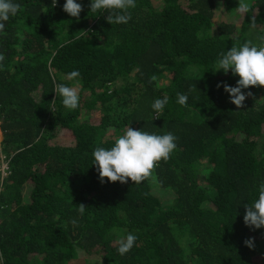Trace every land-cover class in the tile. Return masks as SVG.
Segmentation results:
<instances>
[{
	"label": "trees",
	"instance_id": "16d2710c",
	"mask_svg": "<svg viewBox=\"0 0 264 264\" xmlns=\"http://www.w3.org/2000/svg\"><path fill=\"white\" fill-rule=\"evenodd\" d=\"M17 2L0 32V264H264V227L243 221L264 182V101L237 109L217 84L239 76L214 72L232 46H264V0L243 14L239 0H136L126 24L91 0H77L79 19L66 0ZM75 82L73 110L54 88ZM128 126L171 132L177 147L139 184L101 183L93 151ZM128 233L137 241L121 255Z\"/></svg>",
	"mask_w": 264,
	"mask_h": 264
},
{
	"label": "clouds",
	"instance_id": "9594fccd",
	"mask_svg": "<svg viewBox=\"0 0 264 264\" xmlns=\"http://www.w3.org/2000/svg\"><path fill=\"white\" fill-rule=\"evenodd\" d=\"M52 7L57 5V0H51ZM136 0H91L90 11L105 10L108 14L106 20L112 24H126L131 19L129 9L135 8ZM21 10V5L17 0H0V32L5 29V22L10 17H15ZM238 12L247 13L248 4L246 0H239ZM63 11L71 17L80 18L83 6L77 0H66L63 4ZM254 19L252 22L254 23ZM5 55L0 52V67H3ZM223 70L225 74L231 70L233 75H238L239 79L235 86H230L226 82H220L217 87L223 85L224 91L229 94L230 102L237 109L243 108L247 97H251V91H242L250 86H264V46H257L252 41H245L240 46H232L226 53H221L216 62L215 71ZM78 70L68 73L69 80L79 77ZM156 79L155 76L152 77ZM54 92L61 96L64 107L76 109L79 107L80 92L77 87L64 83H56ZM177 102L182 106H187L188 96L177 93ZM168 103V97L155 99L152 108L156 112L154 118H159L160 113ZM177 137L171 132L164 134L149 133L142 129H133L128 126L123 134L117 136L113 146L110 148L96 147L93 151L94 164L98 172L101 183L119 181L122 184L128 183L129 179L134 184H139L150 178L161 160L167 161L177 145ZM86 205H78V211L83 214ZM246 211L243 221L250 229H260L264 227V182L259 184L258 199L252 204L245 205ZM137 241V236L128 233L119 240L118 252L121 255L129 252ZM244 244L254 248V237L245 239Z\"/></svg>",
	"mask_w": 264,
	"mask_h": 264
},
{
	"label": "rangeland",
	"instance_id": "374dc122",
	"mask_svg": "<svg viewBox=\"0 0 264 264\" xmlns=\"http://www.w3.org/2000/svg\"><path fill=\"white\" fill-rule=\"evenodd\" d=\"M159 0H156V2H158ZM161 2V1H160ZM159 4V3H158ZM237 10V9H236ZM238 11V10H237ZM228 15V14H227ZM239 15H241V14H239ZM239 15H234V16H239ZM229 16H230V14H229ZM213 20H214V26H213V29L215 28V26L219 23V21H221L222 20V15H221V13H220V11L219 10H216L215 9V12H214V16H213ZM237 22H239L240 20H239V18H237ZM236 22V23H237ZM215 70V69H214ZM218 74H220V75H224L225 73L223 72V70H220V71H218ZM69 86H75V87H77L78 89L80 88V82H75V83H72V84H70ZM262 88V87H261ZM260 87H255V88H253L252 89V93H253V95L255 96V97H260V95L258 94V93H260L261 94V96H262V100L264 101V87H263V89H261ZM248 98V97H247ZM246 98V99H247ZM261 98V97H260ZM1 139H2V130H1V127H0V142H1ZM3 159V156H2V154H1V160ZM1 165H2V163L0 164V167H1ZM157 186H158V184L157 183H151V187H153L154 189H156L157 188ZM163 196H165V197H168V196H171V194L170 193H167V194H163ZM207 204L209 205L210 203L209 202H207ZM258 237L260 236V235H257ZM261 237V236H260ZM80 254H77L76 255V257L78 258V259H76V257H74L75 259H76V261H75V264L77 263V260L79 261V258H81L83 261L85 260V257L84 256H81ZM74 263V262H73ZM79 263H80V261H79ZM63 264V263H62Z\"/></svg>",
	"mask_w": 264,
	"mask_h": 264
},
{
	"label": "built area",
	"instance_id": "2783aa9c",
	"mask_svg": "<svg viewBox=\"0 0 264 264\" xmlns=\"http://www.w3.org/2000/svg\"><path fill=\"white\" fill-rule=\"evenodd\" d=\"M3 156V155H2ZM6 168V165L4 164V163H2V165H1V167H0V171H2L1 172V174L3 175V174H5L6 172H5V169Z\"/></svg>",
	"mask_w": 264,
	"mask_h": 264
}]
</instances>
